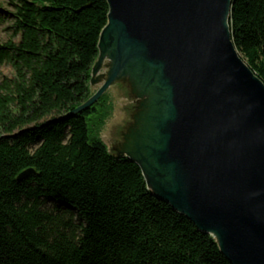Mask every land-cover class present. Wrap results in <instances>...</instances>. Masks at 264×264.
I'll return each instance as SVG.
<instances>
[{"label":"trees","instance_id":"1","mask_svg":"<svg viewBox=\"0 0 264 264\" xmlns=\"http://www.w3.org/2000/svg\"><path fill=\"white\" fill-rule=\"evenodd\" d=\"M0 45V264H231L100 137L90 86L107 0H13ZM234 44L264 82V0H234ZM18 39L19 41H16ZM32 170L33 173L21 178Z\"/></svg>","mask_w":264,"mask_h":264},{"label":"water","instance_id":"2","mask_svg":"<svg viewBox=\"0 0 264 264\" xmlns=\"http://www.w3.org/2000/svg\"><path fill=\"white\" fill-rule=\"evenodd\" d=\"M107 2L98 89L70 116L125 89L130 121L109 152L231 264H264V82L234 44V0Z\"/></svg>","mask_w":264,"mask_h":264},{"label":"rangeland","instance_id":"3","mask_svg":"<svg viewBox=\"0 0 264 264\" xmlns=\"http://www.w3.org/2000/svg\"><path fill=\"white\" fill-rule=\"evenodd\" d=\"M13 0H0V45L8 42L13 35L11 30L13 26ZM16 41H19L16 39ZM13 71L10 66L5 65L0 70V80L3 77H12ZM93 92H96L98 86L91 87ZM111 110L109 111L105 125L100 130V137L103 142L111 150L112 146L120 140V133L130 121L129 114L131 113L133 102L128 99L125 89L120 86L110 89L107 93Z\"/></svg>","mask_w":264,"mask_h":264}]
</instances>
